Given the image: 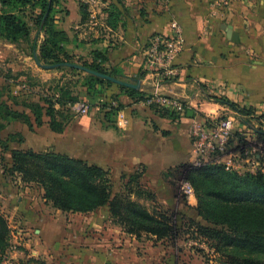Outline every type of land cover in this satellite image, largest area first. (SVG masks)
Listing matches in <instances>:
<instances>
[{
	"label": "crops",
	"instance_id": "obj_1",
	"mask_svg": "<svg viewBox=\"0 0 264 264\" xmlns=\"http://www.w3.org/2000/svg\"><path fill=\"white\" fill-rule=\"evenodd\" d=\"M58 1L56 24L58 29L67 35L68 43L64 46L73 56V62L58 64L41 62L39 49L44 41V34L41 31L37 34L35 31L30 37L31 40H37L35 54L31 40L21 41L28 46H24L23 51L27 50L30 53L23 58V63L31 66L27 57L36 59L44 72L43 78L51 85L52 78L56 76L54 72L63 76L65 69L69 68L85 75L101 74L105 80L122 86L124 109L119 114H123L124 119L119 118L116 125L124 127V149L129 148L125 146L126 144L133 146L129 148V152L124 153V177L127 173L130 175L141 169L143 173L141 178L146 179V182H141L142 188L152 192L156 197L159 196V192H156L158 189L149 187L156 184L148 185L147 180L150 176L154 177V171L161 173L162 178L160 180L157 178L158 187L164 179L163 173L174 166L169 164L165 170V162L160 165L164 158L160 156V150L156 156L159 147L154 143H160L167 138L166 136L172 143H191L190 129L195 115L220 118L222 114L231 111L229 107L216 102V99H227L241 107L251 109L254 112L249 117L250 120L261 124L264 122L263 119H258L264 115V0H228L226 5L219 8L215 5V0H78V3L76 0H68L66 13L60 8L62 0ZM175 23L182 28L184 50L174 63L173 75L158 78L145 69V52L152 38L156 36L172 38ZM225 26L232 27V31L237 35V42L228 38L223 29ZM21 42L14 44L0 39V51L3 54L4 51L7 54L11 53L16 58L20 56L21 59L22 56L19 54L22 50ZM95 52H104L107 60L102 66L109 72L115 71L119 75H105L88 68L85 63L92 64L96 60ZM10 62L5 61L4 65L14 69L16 65L9 64ZM23 76L26 74L20 75ZM62 76L57 77L56 93L63 86ZM5 80L6 78L0 75V85ZM158 84L157 90L160 94L179 97L188 104L186 114H178L159 106L152 108L143 101H138L141 97L154 93ZM51 85L46 89V94H51ZM14 90L12 89L13 95L16 92ZM132 90L136 91L133 95ZM49 95H46L47 99H50ZM55 107L59 108V105L56 104ZM171 113L176 116L173 117ZM144 116H147L146 119ZM247 125L255 134L261 132L256 125L255 127L254 124ZM147 154L152 158L146 157ZM167 193L169 197L163 200V204L169 208L177 199L173 198L175 194L171 195L169 191ZM192 198H189L190 206L197 207V200ZM19 201L23 203L16 210L25 213L28 204L25 201L21 202V199ZM141 202L146 203L148 207L151 206L146 200ZM155 205L153 202L152 206ZM197 221H201V218H197ZM10 227L13 236L21 231L22 235L29 239L23 229L15 231L11 224ZM47 228L48 226H45L36 230V235L39 237L45 232L47 244H50L57 235ZM121 234L122 236L115 241L124 248V257L121 253L109 249L108 246H112L110 243L102 255L83 250L79 264H193V258H196V264H204L197 260L199 257L193 255L190 257L184 248H178L177 242L158 240L156 237L146 235L138 238L122 230ZM85 237L89 238L90 235L85 234ZM144 237L150 239L146 241ZM69 253L68 251L60 255L61 259H65ZM28 254L31 258L38 259L41 253L34 250ZM48 256L50 254L47 255L48 260L54 258V255ZM96 256L99 258L96 259ZM38 260L41 264H51L46 259Z\"/></svg>",
	"mask_w": 264,
	"mask_h": 264
},
{
	"label": "rangeland",
	"instance_id": "obj_2",
	"mask_svg": "<svg viewBox=\"0 0 264 264\" xmlns=\"http://www.w3.org/2000/svg\"><path fill=\"white\" fill-rule=\"evenodd\" d=\"M76 2L78 3V0ZM67 4L68 0H62L60 8L63 13L67 12ZM24 43L21 42L22 46H20V49H22L19 52L22 56L21 59L20 56L16 58L11 53L7 54L4 51L5 53L3 54L0 51V61H3L0 62V75L4 79L6 78L0 85V105L6 104L13 111L24 114H21L23 118L20 119L2 120V130L0 129V210L8 217L9 223L16 229L15 231L23 229L29 237V239L25 238L20 231L15 234L14 241L20 243L24 247L23 250L27 253H32L34 250L40 251V258L38 259H46L51 264H79L83 250L85 252L89 251L91 254L93 251L97 255H102L104 254L103 250L108 247L115 252L121 253L124 257V248L119 246V242L115 241L116 238L122 236V227L112 220L108 207H103L96 213L94 212V214L76 215L63 213L46 202L44 189L41 185L34 183L25 184L19 177L9 176L7 172L11 165L10 150L13 149L39 154L63 155L104 169L110 177L113 195L123 192L124 181H129V176L137 173L141 177L143 173L141 169L133 174L130 173V175L127 173V178L124 179V153L129 152V148L133 146L132 144H126L125 146L129 148L124 149V127L116 125V121L119 118L124 119V115L119 114L120 111L116 112L122 104L124 105L122 86L117 83L104 88L98 86L93 99H90L82 88L85 83L84 76H79V79L73 78L75 75L67 69H65L63 76L61 73L57 74L54 72L56 76L52 78L53 83L51 85L46 82L48 80L43 78L44 72L36 59L27 57L31 66L23 63V58L30 54L27 50L23 51L24 46H27L26 43L23 45ZM9 60L11 61L9 64L16 65L14 69L4 65V62ZM21 74H26V76L20 77ZM61 76L63 86L66 89V97L69 99L78 97L79 100L75 101V104L86 103L89 105L90 110L87 115H79L72 110L75 104L71 108L70 105H66V107L59 106V108L54 109L48 108L45 103L46 95H49L46 94V89L51 85V94L48 98L57 100L59 97V92L56 93L57 77ZM96 77L104 79L100 76ZM75 82L78 83V86H73ZM111 83L113 82L111 81ZM12 89L16 91L14 95ZM40 110L43 111L40 120L41 125H38L35 120L36 114ZM146 117L144 116L145 119ZM220 118H232L235 120L236 126L229 151L231 152L230 154L239 155L243 159L242 165L245 169L251 168L245 161L247 155H243L241 151H238L236 140L238 133L250 135V127L245 122L247 119L232 110L222 114ZM248 120L251 124H254V127L256 125L258 129H264V122L261 124L255 122V120V123L252 122L250 118ZM159 127L155 126V128ZM162 127L167 126L162 125ZM166 137L160 143H154L159 147L155 154L157 156V152L159 154L160 150V156L164 158V161L161 160L160 165L165 162V170L170 165L174 166V168L167 169L163 173V177L167 181L163 179L161 184H158V187L156 186L157 178L160 180L162 177H160L161 173L157 171H154V177L150 176L147 182L148 185L155 183V186L149 187L155 190L158 189L156 192H159V196H155V207L165 211L170 210L169 212L173 214L174 219L181 226L188 218H197L196 207L192 208L190 206V199L185 196L181 189L183 181L186 180V173L182 166L191 165L192 163V143H172V140L170 141L168 136ZM255 142H247L248 145L245 150L251 151L255 149L260 154L262 164H264V142H261L258 137ZM145 149H147V146ZM146 157L152 158L150 154H147ZM151 179H154V181ZM142 181L146 182V179L143 180L141 178L140 183ZM167 191L171 195L175 194L173 198L177 199L176 203L169 208L163 204V200L169 197ZM20 199L21 202L25 201L28 204L25 213L19 212L18 209L16 210L23 203H20ZM194 199L197 200L196 193L192 200ZM147 202L150 203L151 206L149 208L152 209L154 207L152 206L153 201ZM203 223L205 226L207 225L206 222ZM45 226H48L47 229L57 235V237H53L54 240L50 244H47L45 232L39 237L36 235V230ZM181 230L177 242L178 248H184L190 257H199L197 260L199 259L201 263H222L221 258H214L203 250L191 249L186 246L189 240L194 239L193 234L190 231L184 234L185 228H181ZM85 234L90 235V237H85ZM144 239L147 241L150 238L144 237ZM110 243L112 246L107 247V244L110 245ZM68 251L70 252L69 255L62 260L60 255ZM172 252L174 253L175 251L173 250ZM49 254L50 256L48 257L54 255L52 260H48L47 255ZM95 258L98 259L99 256ZM193 260V264H196V258H193Z\"/></svg>",
	"mask_w": 264,
	"mask_h": 264
},
{
	"label": "trees",
	"instance_id": "obj_3",
	"mask_svg": "<svg viewBox=\"0 0 264 264\" xmlns=\"http://www.w3.org/2000/svg\"><path fill=\"white\" fill-rule=\"evenodd\" d=\"M58 4V0H0V39L19 44L21 41H30L34 30L37 34L41 31L44 41L39 49V60L46 64L72 63L73 56L64 46L68 43L67 35L58 29L56 24ZM30 42L35 54L37 40ZM95 59L92 64L85 63L86 66L105 75H119L102 66L107 60L104 52H95ZM67 70L75 76H84L85 83L82 88L90 99H93L98 86L104 88L115 85L94 75H85L74 69ZM75 85L78 86V83L75 82L73 86ZM65 90L64 86L59 89L57 100H45L48 108L54 109L56 104L62 107L70 105L71 108L74 102L79 100L78 97L67 98ZM135 93L136 91L132 90L131 94ZM147 98L148 96L141 97L138 101L144 102ZM216 102L246 118L245 122L251 125L248 119L253 115V110L227 99H216ZM122 109L123 104L116 112ZM42 111L36 114L35 122L38 125H41ZM21 114L23 113L13 111L6 104L0 105V129L2 120L23 118L24 114ZM171 115L176 116L174 113ZM258 119H264V115ZM260 131L256 135L264 142V130ZM236 140L238 151L244 153L247 141L240 133L236 135ZM10 152L11 165L7 169L8 175L17 176L28 185H41L46 202L63 213L90 214L108 207L112 220L127 234L138 238L143 235L153 236L158 240L165 239L176 243L181 228H185L184 234L190 231L194 239H204L217 258H221L222 263L264 264V174L261 172L240 175L219 165L198 168L191 163L182 166L186 181L194 187L198 202L195 208L196 216L202 221L188 218L180 226L170 210H162L155 207L156 205L150 209L141 202H154L155 195L142 188L141 177L137 173L129 176V181H124V191L114 196L110 177L100 167L63 155L39 154L17 149ZM126 178L127 176L124 177ZM11 239L9 220L0 210V261L9 248ZM27 264L41 262L31 258Z\"/></svg>",
	"mask_w": 264,
	"mask_h": 264
},
{
	"label": "built area",
	"instance_id": "obj_4",
	"mask_svg": "<svg viewBox=\"0 0 264 264\" xmlns=\"http://www.w3.org/2000/svg\"><path fill=\"white\" fill-rule=\"evenodd\" d=\"M228 0H215V5L223 7ZM174 36L164 38L156 36L149 42L145 52V69L147 72L157 75L158 78H166L173 75L174 63L184 50L183 31L179 24L175 23ZM159 84L154 93L148 96L144 104L151 107L153 105L170 109L178 114H186L189 109L188 104L176 96H164L158 92ZM74 110L79 115H87L90 107L86 103H76ZM235 120L232 118H212L208 116L195 115L191 123V143H192V165L194 167H204L208 165L224 166L227 171L244 174H264V164L259 153L254 150H245L246 163L251 166L245 169L243 159L236 154H230V143L235 129ZM247 142L256 143V134L251 130L250 135L241 133ZM248 136V138H247ZM183 193L188 198L195 196L194 187L190 182L184 180L181 187ZM20 232V231H18ZM13 236V235H12ZM14 235L11 239L0 264H27L31 259L30 254L26 253L20 243L14 241ZM191 249L203 250L210 256L216 258L217 255L204 239H193L187 242ZM23 258H19V256Z\"/></svg>",
	"mask_w": 264,
	"mask_h": 264
},
{
	"label": "water",
	"instance_id": "obj_5",
	"mask_svg": "<svg viewBox=\"0 0 264 264\" xmlns=\"http://www.w3.org/2000/svg\"><path fill=\"white\" fill-rule=\"evenodd\" d=\"M223 29L226 31L227 36H228V38H229L231 41H233V42H237V39H236L237 35L232 31V30H233L232 27H230V26H225V27H223ZM97 76L102 77L103 75L98 74ZM102 78H104V76H103Z\"/></svg>",
	"mask_w": 264,
	"mask_h": 264
}]
</instances>
